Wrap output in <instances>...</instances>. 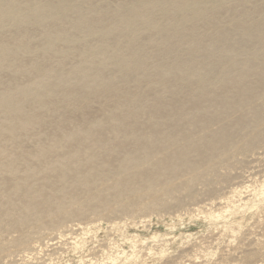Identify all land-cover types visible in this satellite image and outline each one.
I'll use <instances>...</instances> for the list:
<instances>
[{
  "label": "bare ground",
  "instance_id": "1",
  "mask_svg": "<svg viewBox=\"0 0 264 264\" xmlns=\"http://www.w3.org/2000/svg\"><path fill=\"white\" fill-rule=\"evenodd\" d=\"M239 136L264 139V0H0L11 225H59L110 190L119 210L156 201Z\"/></svg>",
  "mask_w": 264,
  "mask_h": 264
},
{
  "label": "rangeland",
  "instance_id": "2",
  "mask_svg": "<svg viewBox=\"0 0 264 264\" xmlns=\"http://www.w3.org/2000/svg\"><path fill=\"white\" fill-rule=\"evenodd\" d=\"M240 138L229 155L200 165L196 177L176 174L178 186L156 201L130 205L127 197L119 210L112 207L116 190L104 191L96 211L47 228L11 225L0 188V264H264V139L239 148ZM30 139L25 148L33 151ZM82 194L77 189L70 199ZM16 205L10 210L21 217Z\"/></svg>",
  "mask_w": 264,
  "mask_h": 264
}]
</instances>
